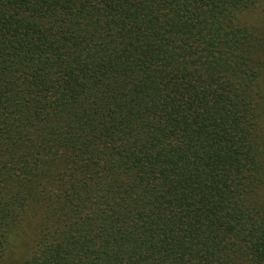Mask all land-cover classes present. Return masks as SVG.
<instances>
[{
	"label": "trees",
	"instance_id": "1",
	"mask_svg": "<svg viewBox=\"0 0 264 264\" xmlns=\"http://www.w3.org/2000/svg\"><path fill=\"white\" fill-rule=\"evenodd\" d=\"M264 0H0V264H264Z\"/></svg>",
	"mask_w": 264,
	"mask_h": 264
},
{
	"label": "rangeland",
	"instance_id": "2",
	"mask_svg": "<svg viewBox=\"0 0 264 264\" xmlns=\"http://www.w3.org/2000/svg\"><path fill=\"white\" fill-rule=\"evenodd\" d=\"M248 19L256 24L264 22V7H262L256 14L252 15V17L249 16Z\"/></svg>",
	"mask_w": 264,
	"mask_h": 264
}]
</instances>
